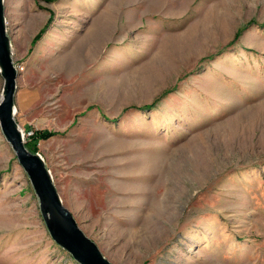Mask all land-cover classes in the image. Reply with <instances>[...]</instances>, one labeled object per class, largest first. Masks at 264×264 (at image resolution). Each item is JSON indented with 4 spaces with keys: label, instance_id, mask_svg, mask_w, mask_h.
Listing matches in <instances>:
<instances>
[{
    "label": "rangeland",
    "instance_id": "obj_1",
    "mask_svg": "<svg viewBox=\"0 0 264 264\" xmlns=\"http://www.w3.org/2000/svg\"><path fill=\"white\" fill-rule=\"evenodd\" d=\"M3 3L25 145L104 256L264 264V0ZM0 264H80L1 129Z\"/></svg>",
    "mask_w": 264,
    "mask_h": 264
},
{
    "label": "water",
    "instance_id": "obj_2",
    "mask_svg": "<svg viewBox=\"0 0 264 264\" xmlns=\"http://www.w3.org/2000/svg\"><path fill=\"white\" fill-rule=\"evenodd\" d=\"M18 70L12 59L6 31L3 0H0V74L3 86L0 98V129L10 143L18 163L26 172L39 199V207L49 234L80 264H112L97 244L77 224L53 183L44 158L25 145V135L14 117V95Z\"/></svg>",
    "mask_w": 264,
    "mask_h": 264
},
{
    "label": "trees",
    "instance_id": "obj_3",
    "mask_svg": "<svg viewBox=\"0 0 264 264\" xmlns=\"http://www.w3.org/2000/svg\"><path fill=\"white\" fill-rule=\"evenodd\" d=\"M237 37V34L235 35V38ZM154 103H155V101H153V102H151L149 105H147V106H149V107H151V106H153L154 105ZM129 108H141V106H136V105H130V106H128ZM51 132H49V130H45V131H43V130H40V131H38V130H36V131H34V133L33 134H30V136H28V139L30 138V140L27 142V145L31 148V149H33V150H36L37 149V147H36V142L38 141V139H41V138H43V137H45V136H49V134H50ZM31 141V142H30Z\"/></svg>",
    "mask_w": 264,
    "mask_h": 264
},
{
    "label": "bare ground",
    "instance_id": "obj_4",
    "mask_svg": "<svg viewBox=\"0 0 264 264\" xmlns=\"http://www.w3.org/2000/svg\"><path fill=\"white\" fill-rule=\"evenodd\" d=\"M61 60H63V59H61ZM66 60V59H65ZM64 61V60H63Z\"/></svg>",
    "mask_w": 264,
    "mask_h": 264
}]
</instances>
